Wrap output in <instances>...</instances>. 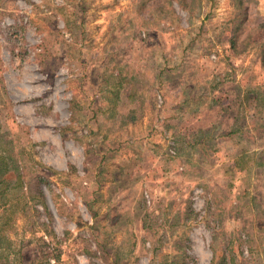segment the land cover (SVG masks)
<instances>
[{
  "label": "rangeland",
  "instance_id": "obj_1",
  "mask_svg": "<svg viewBox=\"0 0 264 264\" xmlns=\"http://www.w3.org/2000/svg\"><path fill=\"white\" fill-rule=\"evenodd\" d=\"M0 154L21 264H264V0H0Z\"/></svg>",
  "mask_w": 264,
  "mask_h": 264
},
{
  "label": "trees",
  "instance_id": "obj_2",
  "mask_svg": "<svg viewBox=\"0 0 264 264\" xmlns=\"http://www.w3.org/2000/svg\"><path fill=\"white\" fill-rule=\"evenodd\" d=\"M222 80L223 78L218 79V81ZM252 100L257 101L259 98L255 96ZM8 164L7 156L0 154V264H21L22 252L20 248L13 247V241L9 234L14 231L19 208L15 206L14 201L16 199L12 198L7 184L12 179L9 168V173L5 172L3 174V170L7 168ZM16 179L18 180L19 176Z\"/></svg>",
  "mask_w": 264,
  "mask_h": 264
},
{
  "label": "crops",
  "instance_id": "obj_3",
  "mask_svg": "<svg viewBox=\"0 0 264 264\" xmlns=\"http://www.w3.org/2000/svg\"><path fill=\"white\" fill-rule=\"evenodd\" d=\"M223 92V91H222ZM225 95H229V93H225Z\"/></svg>",
  "mask_w": 264,
  "mask_h": 264
}]
</instances>
